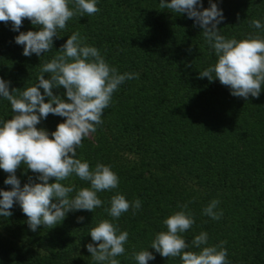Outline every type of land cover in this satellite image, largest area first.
<instances>
[{"label": "trees", "instance_id": "16d2710c", "mask_svg": "<svg viewBox=\"0 0 264 264\" xmlns=\"http://www.w3.org/2000/svg\"><path fill=\"white\" fill-rule=\"evenodd\" d=\"M159 2L96 0L100 11L70 19L62 36L53 38V49L41 57L24 56L23 46L15 43L19 32L11 22H0V78L10 81V90L37 83L42 64L73 32L86 37L85 43L119 73L139 74L113 93L103 123L76 152L90 169L98 162L110 166L118 187L97 194L104 203L94 212L70 211L62 223L51 229L41 225L35 232L14 203L10 217L0 216V264H98L86 245L93 243L90 228L102 219L128 232L125 253L117 257L120 264H137L132 252L145 249L155 256L148 264H181L179 257H162L150 245L157 232L167 230L163 220L185 203L195 220L182 234L187 243L207 232L209 245L226 242L230 264H264V85L258 98L245 100L231 95L218 79L198 78L199 71L215 63L214 50L192 19L159 9ZM214 2L223 10L218 27L226 38L264 36V29L250 25L252 19L264 24V0ZM202 3L209 6V0ZM28 30L37 29L24 19L20 31ZM65 91L53 89L62 96ZM13 115L10 102L0 97V120ZM64 119L49 114L37 128L51 133ZM7 175L0 169V189L11 188L4 183ZM16 175L21 186L28 176L35 178L23 166ZM63 183L90 187L76 176ZM117 192L130 202L141 201L135 215L131 208L116 220L108 215L105 208ZM213 199L220 202L219 220L202 212ZM78 216L84 221L78 223Z\"/></svg>", "mask_w": 264, "mask_h": 264}, {"label": "clouds", "instance_id": "9594fccd", "mask_svg": "<svg viewBox=\"0 0 264 264\" xmlns=\"http://www.w3.org/2000/svg\"><path fill=\"white\" fill-rule=\"evenodd\" d=\"M69 2L0 0V22H11L12 30L19 32L15 43L23 46L24 56L41 57L53 49V38L62 36L59 33L66 29L70 19L77 14L82 17L100 11L96 0H74L72 8ZM158 7L178 15L186 14L202 29L205 42L214 50L215 63L199 71L198 78H207L209 82L218 79L235 97L245 100L249 96L259 97L264 85V36L249 34L242 39L226 38L218 27L224 20L223 10L214 0H209L208 7L203 6L202 0H160ZM24 19L37 30L20 31ZM250 25L264 29L258 19H252ZM85 40L79 32L69 35L57 54L42 64L37 83L22 91L20 88L10 90V81L0 78V97L10 102L14 113L10 119L0 120V169L8 173L4 183L11 185L10 189H0V216L10 217L14 203H18L34 232L41 225L51 229L62 223L70 211L94 212L104 203L97 194L116 189L119 184L118 175L110 166L98 162L90 169L87 161L76 158V152L82 147V140L103 123L101 117L113 93L125 80L138 79L139 74L119 73ZM188 51L191 53L192 45ZM45 73L50 74L49 78H45ZM60 87L66 90L63 96L53 93L54 88ZM49 114L66 118L51 133L37 128ZM21 166L25 174L29 169L35 174V178L28 176L23 186L16 175ZM72 176L89 182L90 187L77 188L71 183L66 186L63 182ZM72 193L74 195H70ZM219 203L217 199L211 200L203 208V214L219 220L223 215L222 211H216ZM108 204L105 211L114 220L130 208L133 215L141 208L139 199L130 202L119 192L111 196ZM179 208L163 220L167 230L157 232L150 247L162 257H179L181 264H230L227 249L223 247L226 242L209 245L207 232L195 235L191 244L186 242L182 234L195 220L187 203ZM84 219L78 216L77 222ZM89 234L93 243H88L86 248L93 261L120 264L117 257L125 253L127 231L102 219L90 228ZM131 255L137 264H148L155 259L148 249L134 251Z\"/></svg>", "mask_w": 264, "mask_h": 264}]
</instances>
